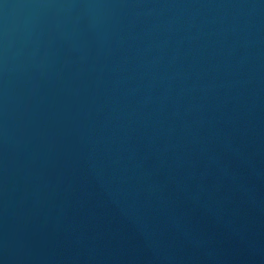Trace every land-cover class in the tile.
<instances>
[{
    "label": "water",
    "instance_id": "1",
    "mask_svg": "<svg viewBox=\"0 0 264 264\" xmlns=\"http://www.w3.org/2000/svg\"><path fill=\"white\" fill-rule=\"evenodd\" d=\"M0 264H264V0H0Z\"/></svg>",
    "mask_w": 264,
    "mask_h": 264
}]
</instances>
